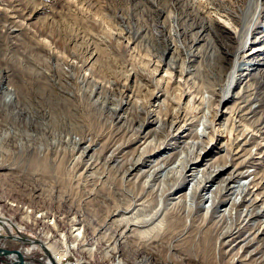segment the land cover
Returning a JSON list of instances; mask_svg holds the SVG:
<instances>
[{"label": "rangeland", "instance_id": "rangeland-1", "mask_svg": "<svg viewBox=\"0 0 264 264\" xmlns=\"http://www.w3.org/2000/svg\"><path fill=\"white\" fill-rule=\"evenodd\" d=\"M203 129L209 145L176 185L148 178L191 160ZM217 158L228 166L213 191L239 170L264 197V0H0V249L28 264H62L57 251L77 264H264V216L246 224L254 246L226 247L238 213H207L201 191L197 210L177 205L186 175ZM207 233L210 255L196 244Z\"/></svg>", "mask_w": 264, "mask_h": 264}, {"label": "bare ground", "instance_id": "bare-ground-1", "mask_svg": "<svg viewBox=\"0 0 264 264\" xmlns=\"http://www.w3.org/2000/svg\"><path fill=\"white\" fill-rule=\"evenodd\" d=\"M5 89L7 90V88ZM6 90L3 92V95H2V103L5 106H8L11 100V94ZM196 136H197V142H195V145L193 146V149H196L193 152H196V153L195 154L193 153L194 156L191 154V160H189L190 159L189 157L187 161L180 162V163L178 161L175 163L173 168H170V169H167L165 167L166 166L165 163L167 161H164V163L157 162L156 165L152 167V169L150 170L151 173H149L148 178L153 179L157 175L161 174L162 177L167 180V184H168L167 187L169 186V188H171L174 185H176L178 179L181 176H185L184 173L193 164L195 165V163L198 162V160L202 156V153L205 151L206 147L209 145V143L208 145H206V142L203 141L204 140L203 138L206 137V130L203 129L202 132L197 130ZM214 141H215L214 139H211V142H214ZM221 158L222 157H220V159ZM218 159L219 158L211 161L209 163L210 165L209 166L206 165L205 169L203 170L198 169L192 172L191 174H189L188 176L186 175L184 181L188 184H191L192 192H191V195H188L187 193L188 190H186V193L180 195L179 196L180 201L177 203V205L181 209H184L185 211V210H189L190 208L193 210L194 209L197 210V208H199L201 204H204L205 205L204 208L206 209L207 213H223V215H220V216L226 217L230 219V221H231L232 216L235 213H238L237 222H239V224L238 225L236 224V226L230 225V227L222 231V234L220 235V237L224 241V242L222 241V244L224 246L226 245V247L228 245H231L232 243H236L237 246L242 244L241 247L246 249L252 245L254 246L255 244V236L251 237L253 235L251 233H249V236L242 238L244 233L248 231L246 224L252 221L253 218L264 216V197L262 196L261 198V195L259 194L255 195L250 190L252 183L248 184L246 181L249 176H246V174H243V172L241 171L239 172V170L235 174H230L227 177L221 178L216 190L213 191L212 190L213 184L216 183L220 175L224 172V170L228 166L227 163H223V164L216 163V160ZM142 163H143V160H136L133 163V165L129 167V169L127 170V176L132 175V172L135 171L140 165H142ZM243 166H246V162L242 163L241 167ZM163 171L164 173H162ZM200 191L203 192L201 200H200L201 204L196 202L198 193ZM225 195H227L226 199H222V197H224ZM260 201H262L261 204L259 203ZM219 205L220 206L222 205L221 206L222 210L220 211H218L220 207ZM241 207L242 208L244 207L243 209H246V210L244 211L242 209L241 211ZM232 223H235V222H232ZM261 223L262 225L258 228V233H257L258 235L259 234L264 235V222H261ZM4 226H6V223L4 224ZM126 227L128 228V226ZM5 228H7V226ZM194 242L196 243V238L194 239ZM196 244L203 245V249H201L202 252H205L207 255H210V253H212V244H213L212 233H207L204 236V238L197 240ZM57 253L59 254L60 261L63 264L64 262H62V260H63L64 254H61L58 251ZM16 263L20 264L19 258H18V262Z\"/></svg>", "mask_w": 264, "mask_h": 264}, {"label": "water", "instance_id": "water-1", "mask_svg": "<svg viewBox=\"0 0 264 264\" xmlns=\"http://www.w3.org/2000/svg\"><path fill=\"white\" fill-rule=\"evenodd\" d=\"M10 235H11V234H10ZM34 241L39 242L38 240H34ZM18 242H21V243H27V244L29 243V244H31V242H30V238L27 237V236H25V237L22 236V238L19 239ZM12 253H14V254L17 255V257H18L19 260H20V264H27V263L24 261L23 256H22V254H21V252H20L19 250L9 251V250H3V249H0V256H8V255H10V254H12ZM45 253H46L47 256L51 259V255L49 254V252H48L47 250H45ZM53 264H55V263L53 262Z\"/></svg>", "mask_w": 264, "mask_h": 264}, {"label": "built area", "instance_id": "built-area-1", "mask_svg": "<svg viewBox=\"0 0 264 264\" xmlns=\"http://www.w3.org/2000/svg\"><path fill=\"white\" fill-rule=\"evenodd\" d=\"M61 254H64L63 260H62V262H64L63 264H77V262L71 261L70 259L66 258L65 253H61Z\"/></svg>", "mask_w": 264, "mask_h": 264}]
</instances>
